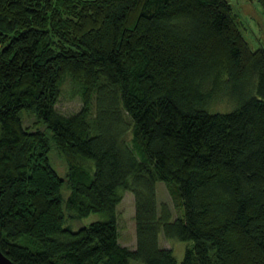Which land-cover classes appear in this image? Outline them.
I'll list each match as a JSON object with an SVG mask.
<instances>
[{
  "label": "trees",
  "instance_id": "trees-1",
  "mask_svg": "<svg viewBox=\"0 0 264 264\" xmlns=\"http://www.w3.org/2000/svg\"><path fill=\"white\" fill-rule=\"evenodd\" d=\"M65 209L105 217L73 228ZM161 232L190 240L179 262ZM0 248L12 264H264V36L250 45L231 0H0Z\"/></svg>",
  "mask_w": 264,
  "mask_h": 264
},
{
  "label": "rangeland",
  "instance_id": "rangeland-1",
  "mask_svg": "<svg viewBox=\"0 0 264 264\" xmlns=\"http://www.w3.org/2000/svg\"><path fill=\"white\" fill-rule=\"evenodd\" d=\"M235 20L239 25L243 35L248 40L251 46L256 47L264 36L263 10L257 0H231ZM74 90V91H73ZM76 91V86L69 78H65L62 85L56 106L63 112H72L82 104V100ZM27 115V116H25ZM26 125L32 124L31 116L24 114ZM30 123V124H29ZM37 125V124H36ZM50 160L56 170L62 174L66 168V162L59 150L52 144L50 152ZM93 164V160H92ZM62 194H66L67 190H62ZM157 198L159 201H166L172 212V217L181 213V206L178 198L170 191L168 185L161 179L156 181ZM134 204L133 195L130 190H125L120 201L117 204V221L119 231V241L130 247L135 246V230H134ZM65 223L76 228L80 224L89 222L95 218L105 217L103 213L92 211L84 216H75L71 210L65 209ZM179 213V214H180ZM159 242L162 245L172 247L173 253L179 262L184 254V250L190 240L179 239L176 237H166L160 233ZM130 264H144L143 262L130 259Z\"/></svg>",
  "mask_w": 264,
  "mask_h": 264
},
{
  "label": "water",
  "instance_id": "water-1",
  "mask_svg": "<svg viewBox=\"0 0 264 264\" xmlns=\"http://www.w3.org/2000/svg\"><path fill=\"white\" fill-rule=\"evenodd\" d=\"M12 259L0 248V264H12Z\"/></svg>",
  "mask_w": 264,
  "mask_h": 264
}]
</instances>
